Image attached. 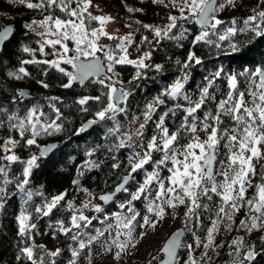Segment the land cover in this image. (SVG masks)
Segmentation results:
<instances>
[{
	"label": "trees",
	"instance_id": "obj_1",
	"mask_svg": "<svg viewBox=\"0 0 264 264\" xmlns=\"http://www.w3.org/2000/svg\"><path fill=\"white\" fill-rule=\"evenodd\" d=\"M92 4L94 5L92 8L99 6L106 13H115L116 16L122 18V21L130 23L133 43L127 45L129 53L140 56L146 52L151 54L146 73L141 74L138 79H134L138 69L132 64H117L114 65V72L108 71L112 81L116 82L117 88L120 87L128 93L123 102L118 104L125 111L117 112L114 119L99 120L96 117V113L106 107L109 102V89L106 87L109 83L108 79H104L105 85L97 82L101 78H92L83 86L74 81L72 87L64 88L62 85L68 83V78L58 70L43 63H22L29 60L43 61L54 58L50 47L45 48L44 53L39 51L38 42L41 37L25 26L48 14L62 19L67 18L65 13L60 12L59 9L49 11L27 9L17 0H0V29L7 24H12L15 29L13 36L0 53V144L10 138L18 141L14 150L19 158L16 162H6L7 176H4V181L10 182L4 183L3 181L0 184V188L4 190L0 193V201L3 203L0 209V264H33L34 259L49 263V256L41 246L34 245L33 260L27 259L22 253L23 246L17 232L16 214L19 210H24L31 218L38 219L40 224L50 228L57 227L54 232L58 237L56 242L63 244L64 234L59 228L69 226L75 212L87 211L89 205L90 207L99 205V196L113 190L131 172L130 163L126 159L129 148L124 141L128 124L133 117L144 116L149 110V105L157 100L158 96L161 97L163 103H157L149 120L153 135L159 134L156 125L164 113H168L164 126L169 129V132H176L180 129L186 114L184 109L189 106V101L179 95L173 98L165 94V90H170L175 82L189 77L187 87L200 97L201 90L207 86L208 80L213 78L216 71L223 69V75L215 79L209 89L210 93L215 95L216 100L207 101L206 106L197 112L198 117L202 119L205 112H215L219 100L226 96L228 75L238 74L245 68L254 70L258 66H264V37L256 36L251 31H238L224 41L219 39L228 27L242 28L244 19L254 15L255 12L264 10V3H261V0H235L234 7L226 4L223 10L214 13L217 19L223 21L214 30L202 29L196 25L194 20H178V26L172 29L169 37H179L181 32H184L185 36L180 39L162 37L159 38L158 43L154 33L141 25L154 26L152 20H156L159 27H164L169 23L166 22L168 13L162 16L161 9L143 4L141 0H92ZM90 8L88 12L96 15V10ZM128 8L142 9V11L129 12ZM234 19L237 23L232 25L231 22ZM202 30L208 31L209 36L193 44L194 37ZM144 37H148L151 43L142 42ZM101 42H104L109 49H115L117 43L106 37H102ZM233 43L237 44L239 49L246 54L232 53ZM24 47L33 51L24 52ZM115 52H117L115 55L120 53L118 49ZM189 52L194 53L200 63L192 61L185 67ZM178 60L180 63H177ZM105 63L107 66L108 61L106 60ZM155 65H160V69L157 70ZM20 67H24L29 75L24 76L23 79H15L9 75V73L19 74ZM64 67L66 71L72 72L73 70L71 65ZM38 81L47 83L49 87H42ZM238 83L241 91L248 87L245 77H238ZM25 87L30 88L32 96L20 99L19 92ZM97 96L101 97L100 101L89 99L85 105L78 103L84 97ZM14 97H17L19 102L13 103ZM51 98L58 99L52 100ZM246 99L249 98L246 97ZM51 105L59 109V119ZM37 106L44 113L41 117L42 124L47 125L56 120L60 125V130L51 129L48 133L41 132L35 137V144L27 145L26 139L33 138L31 129L25 132L24 137H21L19 131L11 125L23 120L28 110ZM9 117L13 119L10 120ZM87 120L96 122L81 131L83 123ZM223 121L222 127L224 128L232 124L227 117H223ZM110 129L113 131L110 132ZM54 141L59 142L57 148L45 156H40V149ZM122 142L124 146H121ZM188 142H190L188 135L182 133L179 145H185ZM224 152L225 149L221 147L217 156L218 160L224 158ZM4 154L0 150V156ZM152 155L155 160L161 158L158 152ZM32 156H36L37 160L27 177L28 184L20 189L17 185L23 181L26 162ZM2 163L4 161H0V164ZM168 166L171 167L170 164ZM153 168L155 165L149 164L145 165L144 169L132 173L126 186L128 191H122L116 199L119 202L130 200V191L138 188L144 182L146 173L151 172ZM216 168H219L218 164ZM258 168L262 176L257 184L264 183L261 179L264 177V164L259 165ZM158 170L162 177L168 176L166 168ZM254 192L255 188H250L247 196L251 198ZM29 193H31L30 198ZM62 193L65 194L64 198L47 216L36 212L37 206L45 209L48 200ZM78 194H81L80 197L74 199ZM86 196H90V200H88V207L84 209ZM217 201L218 198L213 197V202L202 199L201 203H208L209 207L213 208ZM116 205L113 202L102 206L104 207L102 209L108 211ZM246 211L245 208L235 215V223L231 231L221 226V230L215 234V244L220 246L208 249L210 259L201 260V255L205 250L202 247L195 248L192 232L204 240L206 230L210 226V218H214V213L204 209L199 210L200 222L197 224L193 220L188 224L191 231L186 230L176 264H184L187 261L189 251L186 245L188 244L193 245L192 255L197 259L198 264H237L243 258V252L249 245H254L259 253L251 264H264V241L260 240V237L264 236V231L254 230L248 233L243 229L238 230L239 221L244 218ZM239 237H243L244 247L241 248V254L237 256L230 245L232 240ZM35 264L39 263L35 262ZM245 264L249 262L245 261Z\"/></svg>",
	"mask_w": 264,
	"mask_h": 264
},
{
	"label": "snow or ice",
	"instance_id": "obj_2",
	"mask_svg": "<svg viewBox=\"0 0 264 264\" xmlns=\"http://www.w3.org/2000/svg\"><path fill=\"white\" fill-rule=\"evenodd\" d=\"M21 5L26 6L28 9L34 10H55L59 9L60 12L65 13L66 19H61L53 14L44 16V19L40 21H33V24H39L45 28L44 32L37 33L41 37L39 43V51L45 52V47L52 49V55L56 57L53 60L43 61H23L22 63H43L49 65V67L58 70L64 76L68 78V83L62 85L64 88L72 87L74 81H78L81 85L84 84L91 76L98 75L103 71L102 66L99 63V57L96 56L97 52L103 53L108 61L107 70L114 72V65L117 64H132L138 69L136 77L138 79L141 76L139 69L149 67L145 64V59L150 57V53L146 52L142 57L136 60L129 59L126 55L127 45L132 44V34L129 33L125 36L111 35L104 30L106 22L113 20L110 16L93 15L88 12V8L94 6L92 0H17ZM152 3L163 5L165 8L171 7L179 11L180 15L169 14L167 19L169 23L164 27H157L149 24H142L145 29H149L154 33L157 38L168 37L170 39H180L185 36L184 32H181L179 37H169V33L172 29L176 28L178 20H194L195 23L201 25L202 29L211 28L216 29L218 25L223 21L216 18L215 12L223 10L226 6H235V0H224V2H218V0H152ZM264 3V0H261ZM75 5V7H73ZM129 12L142 11V9L128 8ZM255 11V10H254ZM97 22V27H91V22ZM232 25H235L237 21L234 19ZM244 27L237 29L236 27H228L224 35H220L221 41L226 40L229 36L235 35L238 31L245 32L251 31L256 36L264 37V10L255 12L254 15L248 16L243 21ZM25 27L31 29L32 25H26ZM12 33L10 27L0 29V44H3ZM209 36L208 31L202 30L200 34L196 35L192 41L196 44L205 40ZM101 37H106L110 40L117 41L115 49H109L107 45L100 44ZM69 41L73 42L75 47H69ZM142 42L151 43L148 37H144ZM210 42V41H209ZM59 46V47H58ZM232 53L245 55L246 53L239 49L238 45L233 43L231 45ZM118 49L120 53L118 56H114L115 50ZM24 52L33 51L28 47L23 48ZM70 52L75 53L69 55ZM89 58L81 59V58ZM200 63L196 59L195 54L189 52L185 67L190 62ZM61 63L71 65L76 69V73L66 71L64 67H61ZM177 63H180L178 60ZM160 65H155L157 70L160 69ZM17 73H9L15 79H23L24 76H28L29 73L24 67H20ZM46 74V73H45ZM223 75V69L216 71L213 78L208 80L207 86L203 87L200 93L199 100L192 102L188 96H184V100L189 101V106L184 109L186 113L183 122L180 125V129L176 132H169V129L164 126L165 117L168 113H164L156 128L159 130L158 135L152 136L147 141L146 149L143 146L137 145L141 148V151L134 152L132 159H130L131 172L129 176L123 178L116 192H127L128 188L125 186L128 183L129 177L132 173L138 170L144 169L145 165H155V168L149 173H146L144 182L137 188L136 192L130 193L131 200H129L127 211L133 213L130 217L121 219L119 214H114L120 221V224L129 229L127 235L131 236L133 222L136 221L139 213L135 212L132 207V201L141 199L151 200L148 203V213H153L157 219H163L167 209H175L178 206H185V229L191 231L188 228V224L193 220L197 224L200 222L199 210L204 209L214 213V218H210V226L206 230V238L201 240L195 232H192L194 237L195 248H203L205 251L201 255V260L204 258L210 259L208 256V249L216 248L220 245L215 244V234L221 230V226L228 231L232 230L235 223L234 217L237 213L243 209H247L244 213V218L240 219L238 230L243 229L248 233L254 230L264 231V183L253 184L252 177L256 175V169L253 164V160H259L264 158V153L261 152V147H264V66H258L254 70L245 68L238 74H230L227 76L228 91L223 99H220L216 105L215 112L207 111L204 113L203 118L198 117V110L206 106L207 101H215L216 97L210 93L209 89L212 87L214 80L220 78ZM238 77H245L248 81V87L241 91L238 83ZM109 83L106 87L109 89L108 103L101 111L96 113V117L99 120L114 119L117 112H124L125 109L118 106L120 101H123L128 93L123 91L122 88L115 87L114 81L111 77H107ZM101 85H105L104 79L97 81ZM42 87L48 88L49 85L43 81H38ZM183 85L178 80L171 89H166L165 94L173 98L181 95V89ZM29 94L25 92L19 93V98H25ZM248 97L249 99H246ZM57 100L58 98H51ZM89 99L100 101L101 97H84L78 101L80 105H85ZM19 102L17 97L13 98V103ZM157 103H163V100L157 98ZM57 119L60 118L59 109L54 108ZM179 107V106H178ZM85 110L86 109H82ZM155 109L149 105L148 113L145 114V120L151 119V112ZM111 113V115H109ZM44 113L40 111L39 107H33L28 110L27 115L23 120H19L18 123L12 124L11 127L19 131L20 136L24 137L26 131L31 129L33 138L26 139L27 145H33L36 143L35 137L41 132L48 133L49 130H60V125L53 120L51 123L44 125L41 123V117ZM223 117H227L232 121L230 127L224 128ZM13 119V117H9ZM96 121H90L89 123H95ZM39 126V127H38ZM144 125H140V130L136 135L142 134ZM83 131V129H81ZM113 131L112 129L109 130ZM198 132L206 134L204 140L200 139ZM187 134L189 141L185 145H179V138L181 134ZM131 139V137H129ZM18 141L11 138L0 144V150L5 154L0 156V161H7L9 163L16 162L19 158L12 153V148ZM8 145H12L9 148ZM123 145V142L121 143ZM223 147L225 149L224 158L217 159L219 149ZM55 146H49L46 151H54ZM158 152L161 154L159 160L153 159V153ZM142 153V154H141ZM44 154V153H42ZM37 160L36 156H32L27 162V167L24 168V179L17 185L20 189L28 184L27 177L30 175L31 169L35 165ZM171 165L169 167L168 165ZM219 168H216V165ZM166 168L168 172L167 177H162L158 169ZM0 174L7 176L6 165L0 164ZM221 177L222 179H217ZM264 180V177H261ZM10 181L5 180L4 183ZM75 184L76 181L74 180ZM155 186V192H151L150 189ZM255 188V192L251 198L247 196L248 190ZM3 188H0V193H3ZM29 198L31 193L28 194ZM65 194H60L52 198L45 208H37L36 212L47 216L53 208L64 198ZM113 194L100 196L99 199L103 201H109L112 199ZM213 197L218 198V201L214 203V207L210 208L208 203H201V200H207L213 202ZM120 208H125V204H120ZM3 207V203L0 202V208ZM85 208L88 204L84 205ZM96 212H102L103 209L99 206H94ZM20 222L19 233L25 234L26 230L35 228V225H26L25 221L28 219L23 214L18 218ZM98 219V217L94 218ZM107 220V217H105ZM126 220V222H125ZM80 222H84V227H87L91 223V219L82 213L79 216L73 215L71 218V224L75 228H80ZM155 227V220L149 216L143 217V224ZM109 229L112 225H107ZM179 232L173 233L172 236L166 240L164 245L160 248V252L164 253L166 259H159V264H176L177 249L181 247ZM61 231L64 234L70 232L69 228L62 227ZM78 235H73L72 239L77 240ZM102 236L103 232H99ZM98 237H90L88 243L91 244L93 240ZM261 241H264V236L260 237ZM115 243V241H114ZM121 251L115 253V258L119 260L121 258V252L127 247V244L118 245ZM86 247L83 240L79 241V249ZM189 256L184 264H198L197 259L192 255L193 245H186ZM230 247H233L235 255L241 254V248L244 247L243 237L232 240ZM22 253L26 255L29 260H33V249L31 247H25ZM60 249H56L49 253L50 256L56 257L60 254ZM259 253L256 251L254 245H249L243 252V258L240 259L237 264H245V261L251 264L255 260ZM79 255L77 250L72 251V257L75 258ZM19 259V257H18ZM158 260V257H153L148 264H153V261ZM33 264L35 261L33 260ZM43 264V261H41ZM69 264H76L75 259L71 260Z\"/></svg>",
	"mask_w": 264,
	"mask_h": 264
},
{
	"label": "rangeland",
	"instance_id": "obj_3",
	"mask_svg": "<svg viewBox=\"0 0 264 264\" xmlns=\"http://www.w3.org/2000/svg\"><path fill=\"white\" fill-rule=\"evenodd\" d=\"M143 4H149L151 7L156 9H161L162 16L167 14L176 15L179 16V11L176 9H173L171 7L165 8L163 5H158L152 3V0H141ZM167 2V0H166ZM218 2H224V0H218ZM24 8H27L24 6ZM90 8V7H89ZM28 9V8H27ZM90 9L96 10V15L100 16H110L114 19L106 22L104 25V30L108 32L111 35L115 36H125L131 32L130 23L126 22L125 20L122 21L121 17L116 16L115 13H106V11H103L99 6L97 7H91ZM168 17V15H167ZM166 17V20H168ZM44 19V18H42ZM40 19V20H42ZM62 19V18H61ZM66 19V18H63ZM37 20V21H40ZM154 26L159 27L158 21L152 20ZM169 22V21H166ZM93 24L91 27H97V22L93 21L91 22ZM158 24V25H157ZM32 28L31 31L35 33H41L45 31V28L41 25L33 24L31 23ZM102 38V37H101ZM69 47L74 48L75 45L73 42L69 41ZM100 44H105L104 42H101V39L99 41ZM59 47V46H58ZM47 48V46L45 47ZM119 51V50H118ZM100 52H97L96 55H98ZM75 53L70 52L69 55H74ZM114 56L118 57L119 55L123 53L114 52ZM127 57L132 60H136L139 57H142L143 55H137L133 53H129L127 51L126 53ZM83 58V57H82ZM54 58L50 59L53 60ZM150 58L145 59V64L148 63ZM148 65V64H147ZM66 66V64L61 63V67ZM65 68V67H64ZM74 73V69L72 70ZM189 77L185 78L184 80H179L183 87L181 89V95L180 97L188 96L189 99L192 102H195L199 100V96L194 93L193 90L187 87V81ZM176 83V82H175ZM174 83V84H175ZM173 84V85H174ZM115 87L116 84H115ZM184 99V98H183ZM42 123V122H41ZM198 135L200 136L201 140H204L206 138V134L203 132H198ZM9 148H12V145H8ZM261 152L264 153V148H261ZM17 156L16 151L14 148H12V153ZM7 162V161H4ZM9 163V162H7ZM253 164L256 169V175L252 177L253 184H257L259 181V178L261 173L259 172V165L264 164V158H261L259 160L254 159ZM219 179H222L221 177ZM218 179V180H219ZM4 181V175L0 174V184H2ZM137 188H135L133 191H130V193L136 192ZM155 186H152L150 191L155 192ZM76 196L77 199L78 197ZM129 196H131L129 194ZM52 198L47 201V204L50 203ZM88 200H90V196H86L85 204H88ZM131 200V197H130ZM151 200V196L149 199H144L143 197L139 200L132 201V207L134 208L135 212L139 213V215L136 218V221L133 222L131 236L129 237L127 235L129 229L124 228L120 221L117 219V216L114 214H119L121 219L130 217L133 213H130L127 211L128 207V201L126 202H119L118 199H115L114 203L117 205L114 206L110 210L102 211V212H96L94 206L102 207V203L100 201L99 205H93L90 207L87 211H79L75 212L74 215L79 216L81 213L91 219V223L84 227V222H80L81 227L75 228L70 223L69 226H64L65 228H69L70 232L68 234H64V242L63 244H58L56 241H58L57 234L54 233L57 227L50 228L49 226L40 224L38 219H33L30 217V215L25 212L24 210H19V212L16 214L17 216V229L18 234L21 237V244L23 248L25 247H31L34 248V245L41 246V248L46 250L47 255L49 256V263L43 264H69V262L73 259H75L76 264H148L150 260H152L153 257H158V260L153 261V264H157L159 259H161L162 254H160V248L162 247L163 243L165 242L166 238L169 236V234L175 230L176 228L180 226L185 227V217L184 213L186 211L185 206H178L175 209H167L164 218L157 219L154 217L153 213H148L147 206L148 203ZM1 202V201H0ZM113 203V202H112ZM111 203V204H112ZM125 204V208H120V204ZM46 204V205H47ZM84 204V205H85ZM37 208H41L38 207ZM36 208V209H37ZM85 209V207H83ZM1 209V208H0ZM42 210H46L41 208ZM27 216L28 219L25 221L26 225H35V228H28L26 230L25 234L19 233L20 228V222L19 217L21 215ZM43 215V211L40 213V215ZM102 215V217H101ZM149 216L150 218H153L155 220V227H151L148 225H145L143 228L140 227V224H143V217ZM98 217V219H94ZM105 217H107V220H105ZM126 222V220H125ZM111 224L112 228L109 229L107 225ZM61 230V228H59ZM52 230V232H51ZM99 232H103V235L100 236ZM78 235L77 240H73V235ZM90 237H98V239L93 240L91 244L88 243ZM83 240L85 242L86 247L84 249H79V241ZM115 241V243H114ZM127 244V247L121 252V258L117 260L115 258V253L118 251H121L119 248V244ZM47 245H49L47 247ZM56 249H60V254L56 257H52L49 255L50 252L55 251ZM77 250L79 252V255L75 258L72 257V251ZM34 254V252H33ZM28 259V258H27ZM36 263L41 264V261H36ZM30 262V261H28ZM31 263V262H30Z\"/></svg>",
	"mask_w": 264,
	"mask_h": 264
},
{
	"label": "water",
	"instance_id": "obj_4",
	"mask_svg": "<svg viewBox=\"0 0 264 264\" xmlns=\"http://www.w3.org/2000/svg\"><path fill=\"white\" fill-rule=\"evenodd\" d=\"M196 25H197L198 27L201 28V25H199V24H197V23H196ZM5 27H10V28L12 29V33L9 35V38H8L3 44H0V53L2 52V50H3L4 46H5V44H6V43L10 40V38L13 36L14 31H15L14 26H13L12 24L4 25L1 29L5 28ZM96 56L99 57V63H100V65L102 66L103 71H101V72H100L98 75H96V76H91V77H89L87 80H85L84 84H85L87 81H89L90 79H92V78L107 79V77H110V74H109V72H108V70H107V66H106V63H105V61H106V59H105V55H104L103 53H99V54L96 55ZM81 59L91 60L92 58L89 57V58H81ZM73 69H74V68H73ZM76 71H77V70L74 69V73H76ZM77 82H78V81H77ZM84 84H83V85H84ZM83 85H81V86H83ZM118 88H120V87H118ZM21 91L29 94V95H28L27 97H25V98H30V97L32 96V92H31L30 88H28V87L22 88V89L20 90V92H21ZM123 91H125V90L123 89ZM20 92H19V93H20ZM25 98H20V99H25ZM122 102H123V101H120L119 104L122 103ZM90 121H93V120H87L86 122H84L83 125H82V129H87L88 127H90V126H92V125L94 124V123L90 124V123H89ZM38 127H39V126H38ZM58 144H59L58 141H54V142H50V143L44 145V146L40 149V151H39L40 156H45V155H47V154L53 152V151H46V150L48 149L49 146H55V149H56L57 146H58ZM55 149H54V150H55ZM42 153H44V154H42ZM2 165H6V167H7V163H6V162L2 163ZM127 176H129V175H127ZM130 178H131V176L129 177V180H130ZM129 180H128V183H129ZM121 183H123V179H122L121 182H119V183L116 185V187H115L113 190H111V191H107V192H105V193H103V194L100 195V196H104V195H109V194H113V193H115V195H113L112 199L109 200V201H107V202L99 199V200L101 201V203H102V206L110 205L112 202L115 201V199L117 198V196L122 192V191H120V192H116L117 187H118ZM128 183H127L125 186H127ZM100 196H99V197H100ZM184 229H185L184 226H180V227L176 228L175 230H173V231L169 234V236L166 238V240L169 239V238L172 236L173 233L179 232V231L184 230ZM185 235H186V230L182 231V234H181V236H180L181 246H182L183 239H184V236H185ZM166 240H165V242H166ZM165 242H164V243H165ZM164 243H163V245H164ZM163 245H162V246H163ZM180 249H181V247L177 249V259H178V255H179ZM160 254H162L161 259H166V258H167V257L165 256L164 253L160 252ZM176 263H177V260H176ZM157 264H159V261H158Z\"/></svg>",
	"mask_w": 264,
	"mask_h": 264
},
{
	"label": "built area",
	"instance_id": "obj_5",
	"mask_svg": "<svg viewBox=\"0 0 264 264\" xmlns=\"http://www.w3.org/2000/svg\"><path fill=\"white\" fill-rule=\"evenodd\" d=\"M146 68L144 69H139L142 75L146 73ZM159 99L161 100V97L158 96ZM153 108L156 107L157 105V100L153 101L150 104ZM153 112V111H152ZM151 112V115H152ZM148 113V112H147ZM144 125V128L142 130V134L137 136L136 133L138 130H140V125ZM158 135V134H157ZM153 133L149 125V120H145V115L144 116H139V117H133L127 127V132H126V137L124 139L126 145L128 146L129 150L126 155V159L128 162H130V159L133 157L134 152H139L141 151V148L137 147V145L143 146L146 149V144L147 141H149L152 138ZM131 137V139H129ZM142 154V153H141Z\"/></svg>",
	"mask_w": 264,
	"mask_h": 264
}]
</instances>
